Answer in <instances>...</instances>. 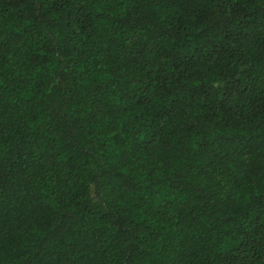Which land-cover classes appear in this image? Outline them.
Listing matches in <instances>:
<instances>
[{"label":"trees","instance_id":"trees-1","mask_svg":"<svg viewBox=\"0 0 264 264\" xmlns=\"http://www.w3.org/2000/svg\"><path fill=\"white\" fill-rule=\"evenodd\" d=\"M0 264H264V0H0Z\"/></svg>","mask_w":264,"mask_h":264}]
</instances>
